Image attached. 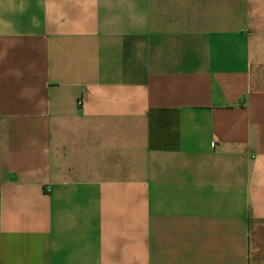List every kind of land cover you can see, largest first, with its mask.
Instances as JSON below:
<instances>
[{
  "label": "crops",
  "instance_id": "0c3cea01",
  "mask_svg": "<svg viewBox=\"0 0 264 264\" xmlns=\"http://www.w3.org/2000/svg\"><path fill=\"white\" fill-rule=\"evenodd\" d=\"M0 264H264V0H0Z\"/></svg>",
  "mask_w": 264,
  "mask_h": 264
}]
</instances>
